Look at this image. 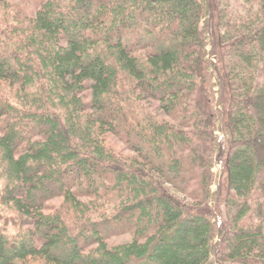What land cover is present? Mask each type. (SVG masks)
Masks as SVG:
<instances>
[{"label": "trees", "instance_id": "16d2710c", "mask_svg": "<svg viewBox=\"0 0 264 264\" xmlns=\"http://www.w3.org/2000/svg\"><path fill=\"white\" fill-rule=\"evenodd\" d=\"M0 264H264V0H0Z\"/></svg>", "mask_w": 264, "mask_h": 264}, {"label": "rangeland", "instance_id": "374dc122", "mask_svg": "<svg viewBox=\"0 0 264 264\" xmlns=\"http://www.w3.org/2000/svg\"><path fill=\"white\" fill-rule=\"evenodd\" d=\"M106 143L109 144L115 151L120 152L123 156H133L134 154L127 149L125 144L116 136L108 135L106 139ZM219 165H215L213 168V172L215 173V177L219 174ZM214 188V185L212 186ZM58 201V200H55ZM128 239V236H120L118 238H115L116 241H123Z\"/></svg>", "mask_w": 264, "mask_h": 264}]
</instances>
